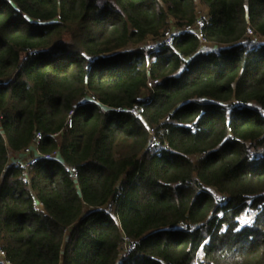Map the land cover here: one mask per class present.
I'll list each match as a JSON object with an SVG mask.
<instances>
[{"label": "trees", "instance_id": "1", "mask_svg": "<svg viewBox=\"0 0 264 264\" xmlns=\"http://www.w3.org/2000/svg\"><path fill=\"white\" fill-rule=\"evenodd\" d=\"M0 250L264 264V0H0Z\"/></svg>", "mask_w": 264, "mask_h": 264}, {"label": "built area", "instance_id": "2", "mask_svg": "<svg viewBox=\"0 0 264 264\" xmlns=\"http://www.w3.org/2000/svg\"><path fill=\"white\" fill-rule=\"evenodd\" d=\"M202 25H203V21H202L201 17H199L192 26L186 27L183 30L172 27L168 31L165 32V34L160 38L159 42L157 41V42L149 43L147 49L150 52H155L157 50L159 44H171L175 35H177L179 33H183L185 31H192V32L197 33L198 35H201L200 30H201ZM247 31L249 34H252V30L250 28H248ZM151 85H152V82H148V87H151ZM131 111L137 117H141V111H142L141 107L134 106ZM71 114H72V111L69 114V117L67 119V126L68 127L71 126V118H70ZM149 133H150V140H149L147 148L153 149L157 145V136L155 134V130L151 127L149 128ZM40 138H41V135L39 132H37L35 134L34 144L31 146L35 147L38 144ZM28 152L29 151L27 150L26 153L28 154ZM36 159H37V156H35V155L27 156L26 160L21 162L20 165L22 167H26L28 164L35 162ZM68 171L70 173V176L73 177V179L76 180L78 178L77 171L74 167H68ZM106 210H107V212H111L112 211V205L107 204ZM135 246H136L135 240L126 239L124 244H123V251L121 252L120 261L122 259L126 258L129 255V253L135 248ZM0 257H1V259L3 257V252L1 250H0ZM196 263L198 264L197 260L194 261V264H196Z\"/></svg>", "mask_w": 264, "mask_h": 264}, {"label": "rangeland", "instance_id": "3", "mask_svg": "<svg viewBox=\"0 0 264 264\" xmlns=\"http://www.w3.org/2000/svg\"><path fill=\"white\" fill-rule=\"evenodd\" d=\"M198 12H199L200 16H205V15H206V12H207L206 7H205L203 4H201L200 2H198ZM260 39H261V38H260ZM260 39H255V40L257 41V40H260ZM151 41H152V40H147V41L143 44V47L147 48V47H148V44L151 43ZM210 45H211V44H210ZM15 155H16V154H15ZM26 156H27V154L24 153V154L20 155V159L23 161L24 159H22V158H27ZM10 157L13 158V157H15V156L12 155V154H10ZM15 158H17V157H15ZM196 264H197V263H196Z\"/></svg>", "mask_w": 264, "mask_h": 264}, {"label": "crops", "instance_id": "4", "mask_svg": "<svg viewBox=\"0 0 264 264\" xmlns=\"http://www.w3.org/2000/svg\"><path fill=\"white\" fill-rule=\"evenodd\" d=\"M209 46V45H208ZM16 154V155H15ZM22 154H24V153H14L13 155L15 156V157H17L18 158V156L19 155H22ZM15 157H13L12 159H17V158H15Z\"/></svg>", "mask_w": 264, "mask_h": 264}]
</instances>
